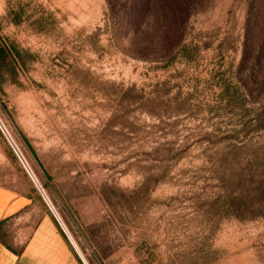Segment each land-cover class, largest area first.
Returning a JSON list of instances; mask_svg holds the SVG:
<instances>
[{"label": "rangeland", "instance_id": "rangeland-1", "mask_svg": "<svg viewBox=\"0 0 264 264\" xmlns=\"http://www.w3.org/2000/svg\"><path fill=\"white\" fill-rule=\"evenodd\" d=\"M258 3L152 0L182 40L143 58L130 0H0V114L85 263L264 264ZM0 188L41 200L1 138Z\"/></svg>", "mask_w": 264, "mask_h": 264}, {"label": "crops", "instance_id": "crops-1", "mask_svg": "<svg viewBox=\"0 0 264 264\" xmlns=\"http://www.w3.org/2000/svg\"><path fill=\"white\" fill-rule=\"evenodd\" d=\"M0 264L83 263L42 200L0 188Z\"/></svg>", "mask_w": 264, "mask_h": 264}, {"label": "trees", "instance_id": "trees-1", "mask_svg": "<svg viewBox=\"0 0 264 264\" xmlns=\"http://www.w3.org/2000/svg\"><path fill=\"white\" fill-rule=\"evenodd\" d=\"M152 0H130V5L123 13L113 14L111 11V16L116 19L117 22H124L128 27V31L132 32L135 45L138 49L137 55L145 58V56L151 51L155 46V40H161V48L167 51V48L181 45L182 30L179 27H164L154 31L149 27V20L153 18L151 14L150 6ZM259 6L264 9V0H259ZM113 14V15H112ZM179 15L172 16V18L164 17L166 21L175 22ZM181 17V16H180ZM186 17V16H185ZM16 22L17 20H13ZM155 39V40H154ZM154 41V43H153ZM185 47L181 46V53H184ZM147 53V54H146ZM246 50L245 42L243 43L241 63L245 61ZM172 57V52L169 53L168 59Z\"/></svg>", "mask_w": 264, "mask_h": 264}, {"label": "built area", "instance_id": "built-area-1", "mask_svg": "<svg viewBox=\"0 0 264 264\" xmlns=\"http://www.w3.org/2000/svg\"><path fill=\"white\" fill-rule=\"evenodd\" d=\"M0 138L3 142V144L5 145L6 149L8 150V152L13 156V158L16 160L17 164L19 165L20 169L22 170V172L24 173L26 178L29 180V182H30L32 188L34 189V191L36 192V194L40 197V199L44 203L47 210L53 216L54 220L56 221V223H57L58 227L60 228V230L62 231V233L65 235L67 240L70 242L72 247L75 249L68 233L66 232V230L64 228L63 223L61 222V220L58 217V215L56 214V212L53 210L48 199L46 198L44 188L42 187V185L39 183V181L35 177L33 171L31 170V168H30V166H29V164H28V162H27V160H26V158H25V156L21 150L19 143L17 142V140L14 137V134H13L10 126L8 125L6 120L1 116V114H0ZM75 251H76V249H75ZM79 257H80L82 263L85 264V262L81 258V256H79Z\"/></svg>", "mask_w": 264, "mask_h": 264}, {"label": "bare ground", "instance_id": "bare-ground-1", "mask_svg": "<svg viewBox=\"0 0 264 264\" xmlns=\"http://www.w3.org/2000/svg\"><path fill=\"white\" fill-rule=\"evenodd\" d=\"M86 264V263H85Z\"/></svg>", "mask_w": 264, "mask_h": 264}]
</instances>
